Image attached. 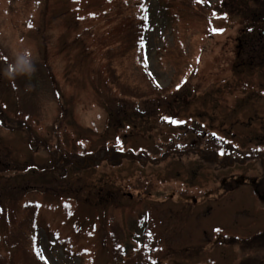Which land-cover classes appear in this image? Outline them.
I'll list each match as a JSON object with an SVG mask.
<instances>
[{
    "label": "rangeland",
    "instance_id": "374dc122",
    "mask_svg": "<svg viewBox=\"0 0 264 264\" xmlns=\"http://www.w3.org/2000/svg\"><path fill=\"white\" fill-rule=\"evenodd\" d=\"M257 182L264 0H0V264H264Z\"/></svg>",
    "mask_w": 264,
    "mask_h": 264
},
{
    "label": "trees",
    "instance_id": "16d2710c",
    "mask_svg": "<svg viewBox=\"0 0 264 264\" xmlns=\"http://www.w3.org/2000/svg\"><path fill=\"white\" fill-rule=\"evenodd\" d=\"M142 26H139L138 23H136L135 21H133L132 23L130 22V27L128 29L127 32V37L125 40L126 43H130L131 45L133 44V48L137 47V45L140 46V42H141V33H142ZM133 89H136L135 91H133V95H135V92L139 91L137 89V87H133ZM228 160V159H227ZM262 182H257V184H255V188H256V193L259 195H264V186H260ZM262 185V184H261ZM264 248V233L261 235H257L254 238H250L246 241H244L242 243V249H252V248ZM35 257H37L36 254H33ZM38 262L39 259L37 258ZM241 264H248L246 262H242Z\"/></svg>",
    "mask_w": 264,
    "mask_h": 264
},
{
    "label": "clouds",
    "instance_id": "9594fccd",
    "mask_svg": "<svg viewBox=\"0 0 264 264\" xmlns=\"http://www.w3.org/2000/svg\"><path fill=\"white\" fill-rule=\"evenodd\" d=\"M15 57H16V63L10 66L12 69L14 68L19 72H24L29 74L35 70L31 58L28 56L26 52L17 53L15 54ZM5 75L8 76L10 79L13 78V76L11 75H7V74Z\"/></svg>",
    "mask_w": 264,
    "mask_h": 264
}]
</instances>
